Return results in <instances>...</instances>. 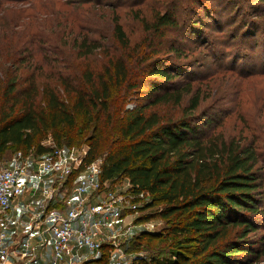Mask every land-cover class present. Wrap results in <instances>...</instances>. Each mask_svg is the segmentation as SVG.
<instances>
[{
	"label": "rangeland",
	"instance_id": "374dc122",
	"mask_svg": "<svg viewBox=\"0 0 264 264\" xmlns=\"http://www.w3.org/2000/svg\"><path fill=\"white\" fill-rule=\"evenodd\" d=\"M167 10L178 12V27L161 33L143 25L142 17L151 21L157 12ZM115 17L129 40L126 48L113 36ZM83 39L86 49L95 48L92 53L84 54L79 42ZM25 48L32 49L33 57L23 64L30 67L21 71L38 76L33 77L40 86L38 99L42 83L48 82L69 106L76 98L74 89L86 87L85 70L92 71L94 79L98 73L111 77L117 74L113 62L125 63L130 80L115 86L109 111H95L93 124L99 127L77 125L62 146L88 147L91 136L118 135L126 109L159 95L145 85L154 77L151 69L157 58L159 64L174 69V79L161 92L189 83L192 87L179 103L161 101L146 111H156L164 120L194 114L206 124L203 130L208 136L218 133L226 139L239 137L245 144L255 142L264 185V0H0L2 83L8 79L3 77L7 61L18 59L17 50ZM24 80L23 86H28L32 77ZM195 93L200 94L199 105L187 110ZM54 139L52 132L37 137L46 145L56 143ZM18 149L10 147L0 160L8 161ZM71 186L72 180L67 183L68 189ZM261 206L256 219L261 227L250 234L258 240L256 247L263 245L255 264H264V194ZM154 211L142 212L143 217L149 213L146 217L152 226L139 231L125 247L123 264H165L161 258L168 259L182 238L171 233L172 220ZM113 263L109 259L106 264Z\"/></svg>",
	"mask_w": 264,
	"mask_h": 264
},
{
	"label": "trees",
	"instance_id": "16d2710c",
	"mask_svg": "<svg viewBox=\"0 0 264 264\" xmlns=\"http://www.w3.org/2000/svg\"><path fill=\"white\" fill-rule=\"evenodd\" d=\"M114 20L113 36L126 48L127 35L118 17ZM179 20L174 10L157 12L151 21L141 19L149 30L161 33L178 27ZM79 42L84 54L95 50L86 49V39ZM30 50L18 49L22 59L16 56L7 61L5 83L1 81L0 70V157L13 146L18 150L47 151L49 147L37 140L45 132H52L56 144L62 146L63 139L77 125L98 128L99 125L93 124L95 111H109L115 86L130 80L125 63L116 60L112 62L117 74L113 72L111 77L98 73L99 77L94 79L92 71L83 72L86 87L74 89L76 98L71 106L48 82L42 83L43 94L38 99L40 86L33 78L38 76L33 73L25 76L21 71L30 67L23 66L32 62ZM173 50L177 51L174 47ZM157 60L154 58L151 69L154 77L145 85L159 95L151 96L148 103L126 109L120 117L118 135L91 136L86 161L103 157V180L128 178L149 194L144 210L155 209L152 213L173 221L171 233L182 238L175 243L168 259L161 258V262L255 264L263 245L256 247L258 240H253L250 234L261 227L256 219L263 210L264 194L255 142L245 144L239 137L226 139L218 133L208 136L203 130L206 124L199 123L194 114L164 120L156 111L147 112L149 105L161 101L179 103L192 87L189 83L161 92L160 88L164 89L174 79V69ZM25 77H32L28 86H23ZM199 102L200 94L195 93L187 110H195ZM261 239L264 244V235ZM102 256L101 263L106 264V253Z\"/></svg>",
	"mask_w": 264,
	"mask_h": 264
},
{
	"label": "built area",
	"instance_id": "2783aa9c",
	"mask_svg": "<svg viewBox=\"0 0 264 264\" xmlns=\"http://www.w3.org/2000/svg\"><path fill=\"white\" fill-rule=\"evenodd\" d=\"M0 160V264H123L125 247L152 226L150 199L128 178L103 180L88 147L46 145ZM72 180L70 189L67 183Z\"/></svg>",
	"mask_w": 264,
	"mask_h": 264
}]
</instances>
